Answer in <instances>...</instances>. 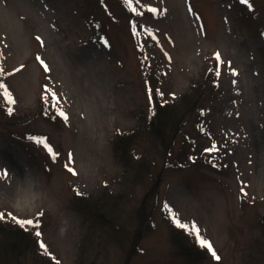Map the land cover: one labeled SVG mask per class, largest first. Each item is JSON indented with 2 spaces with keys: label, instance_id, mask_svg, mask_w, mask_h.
Instances as JSON below:
<instances>
[{
  "label": "rangeland",
  "instance_id": "1",
  "mask_svg": "<svg viewBox=\"0 0 264 264\" xmlns=\"http://www.w3.org/2000/svg\"><path fill=\"white\" fill-rule=\"evenodd\" d=\"M203 76L213 86L165 127V149L154 111ZM0 83L11 97L0 90V228L42 214L34 249H8L0 230V264H189L174 240L199 246L165 203L220 257L192 264H264V0H0ZM125 134L124 156L114 145Z\"/></svg>",
  "mask_w": 264,
  "mask_h": 264
},
{
  "label": "trees",
  "instance_id": "2",
  "mask_svg": "<svg viewBox=\"0 0 264 264\" xmlns=\"http://www.w3.org/2000/svg\"><path fill=\"white\" fill-rule=\"evenodd\" d=\"M212 86H213L212 80L210 78H204L203 76V78L200 79L196 84L192 85V87L190 88V93L184 95L183 100L180 101L181 103L176 104L173 101H166L167 103L161 104L162 111L158 112L159 107L154 111V114L152 115V123L150 124V129L152 135L163 143L165 149L167 150L171 149V144L173 140L170 138L167 140V134L165 132L166 128L167 127L172 128V126L176 124L175 123L177 120L176 118L177 115H179L180 111L183 115H186L192 113L194 110H198L197 107L203 97V94ZM161 124H163V127L160 126ZM134 141H135V136L131 134L117 136L114 145L115 152L118 151L120 154L122 153L124 156L127 155L131 150L130 147L134 143ZM168 153L171 155V151ZM182 156L183 155H181L180 153L179 155L176 156L174 161L178 164L179 163L178 161H180L181 158L184 157L186 159L188 158L187 156H183V157ZM199 161L201 162L202 159H199ZM171 163H172L171 161L168 162L169 166H173V164ZM194 163H197V160H194ZM183 165L184 164L180 162L177 166L181 167ZM70 201L73 202V204H76L77 206L82 208V210H91L90 204L92 202L89 200V198L73 195ZM5 229L8 228H4V227L0 228V230H2L1 235L4 238V244H8L7 246L8 249H17L22 253L26 249L29 250L35 248L36 241L34 240L35 239L34 230H25L20 226H18L15 229L12 228L9 229L10 231H15V232L8 233L7 231H5ZM176 238L177 239H175L173 242L176 247V251L182 258L185 259L187 263L189 264L196 263L199 259L205 257V255L202 254V252H204L206 256H210L206 249L195 247L193 242L192 245L189 246V244L187 243L190 240L189 237H187L186 235H182L181 238L180 236L177 235ZM187 239L189 240L188 242L186 241ZM182 244L184 247L182 246ZM189 252H191V254ZM40 263L44 264L43 261H40L39 264ZM206 263L207 262H205L204 260L203 264Z\"/></svg>",
  "mask_w": 264,
  "mask_h": 264
},
{
  "label": "snow or ice",
  "instance_id": "3",
  "mask_svg": "<svg viewBox=\"0 0 264 264\" xmlns=\"http://www.w3.org/2000/svg\"><path fill=\"white\" fill-rule=\"evenodd\" d=\"M245 2H246V0H241V3H245ZM124 3L127 4V5H130L131 4V0H124ZM131 10L135 11L134 9H131ZM133 32L135 33V27H133ZM37 39L39 40L40 38L37 37ZM214 59L217 61V64H216V75H217V77H219V75H220V70L219 69H220V66L222 64V61H221V58H220V54L216 53L214 55ZM37 60H40V57H37ZM19 70L20 69H17L16 71H19ZM44 70L48 71L46 66H45ZM232 75L233 76L237 75L235 70H232ZM233 83H235V81ZM0 90H2L3 95L11 101V97L8 94L7 89L5 88V86L2 83H0ZM44 91H45V93H47L48 89H45ZM156 94L157 95H162L158 90H157ZM42 99H47V96L42 97ZM151 100H152V96H151V94H149V102H150V104H151ZM49 103L51 104L52 107L56 108L55 114L57 115V117L62 119L63 122L65 124H67L68 121H69V117H68L67 113L62 108L59 107L60 100L56 96L55 93H52L51 101H49ZM12 113H13V109L11 107H9L8 108V114L11 115ZM31 139L35 143H37L38 146H42L46 150V152L49 154L50 158L53 159V161H55L57 154L54 153V150L52 149L51 146H49L47 144V142H46V140L44 138L33 137ZM205 151L207 153H209V154H212V153L218 151V149H217L216 145H212L211 148L206 149ZM68 162L72 163V154L71 153H69ZM213 166L214 167H219L218 165H215V164H213ZM66 170L69 171L72 175H76V172L74 171V169L70 168V167H67V165H66ZM0 175H2L3 177L6 178L9 175V173L5 169L2 173H0ZM77 194L80 195V193L78 191H77ZM242 194H243V192H242ZM163 207L166 210V212L169 214V218H170L171 222L173 223V225L175 227H177L178 229L184 230L188 235L193 236L195 242L197 243V245L199 247L203 248V249H206L210 253V255L213 257L214 260H216V261L220 260V257L218 256V254L213 249L212 244L202 236L201 229L199 228V226L195 222H193L191 224L182 222V221H180L178 219L177 216L171 214L172 210L170 209V206L167 203H165ZM39 215H42V214H38V216H37V218L35 220H33V219H23L22 220V219H18L15 216H11L10 219L12 221H14L17 225H19L21 228H25V230H34L35 236L37 238H40L42 233L39 230L40 227H41V224L39 222ZM0 218H3V217L0 216ZM39 247L41 249H44L45 245L43 243H40Z\"/></svg>",
  "mask_w": 264,
  "mask_h": 264
},
{
  "label": "bare ground",
  "instance_id": "4",
  "mask_svg": "<svg viewBox=\"0 0 264 264\" xmlns=\"http://www.w3.org/2000/svg\"><path fill=\"white\" fill-rule=\"evenodd\" d=\"M10 166L13 167L14 169H16V171L18 173L21 174L22 170L21 168L19 167V165L16 163V161L12 158L10 159ZM25 181V180H24ZM31 196L28 192H23V195L21 196V201H24L23 203H25L24 205L28 206L30 203H31Z\"/></svg>",
  "mask_w": 264,
  "mask_h": 264
}]
</instances>
